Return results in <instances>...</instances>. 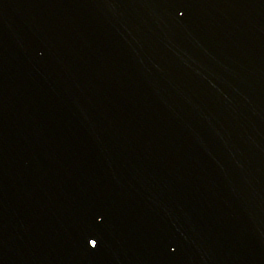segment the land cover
<instances>
[{
    "label": "water",
    "instance_id": "obj_1",
    "mask_svg": "<svg viewBox=\"0 0 264 264\" xmlns=\"http://www.w3.org/2000/svg\"><path fill=\"white\" fill-rule=\"evenodd\" d=\"M0 264H264V0H0Z\"/></svg>",
    "mask_w": 264,
    "mask_h": 264
}]
</instances>
